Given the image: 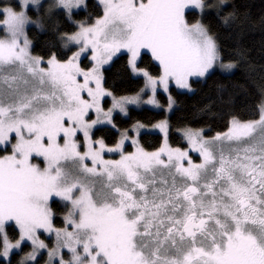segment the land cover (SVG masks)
<instances>
[{
	"label": "snow or ice",
	"instance_id": "snow-or-ice-1",
	"mask_svg": "<svg viewBox=\"0 0 264 264\" xmlns=\"http://www.w3.org/2000/svg\"><path fill=\"white\" fill-rule=\"evenodd\" d=\"M89 7L0 0V264H41V250L47 264H264V99L258 119L228 113L214 136L183 129L186 146L173 147L161 121L153 128L163 143L147 151L145 126L121 130L114 117L141 95L117 96L106 75L126 59L124 72L143 78L155 105L158 87L191 91L217 69L231 73L236 64L203 22L215 11L229 23L226 0H99L94 22L74 19ZM30 25L50 30L41 55Z\"/></svg>",
	"mask_w": 264,
	"mask_h": 264
},
{
	"label": "trees",
	"instance_id": "trees-1",
	"mask_svg": "<svg viewBox=\"0 0 264 264\" xmlns=\"http://www.w3.org/2000/svg\"><path fill=\"white\" fill-rule=\"evenodd\" d=\"M88 2V11H81L74 17L76 20L86 21L91 17L93 21L97 12L101 13V8L95 7V0ZM226 4L223 16L234 14L229 23L225 24L223 18L217 16L215 11L203 22L216 37L219 55L224 61L236 64L234 70L231 73L216 71L214 75L200 78L199 83L192 85L191 92L180 91L171 86L169 92L174 103L168 116L163 108L147 107H130L126 116L114 114L118 128L130 129L136 123L149 127L167 116L170 126L169 143L173 147H181L186 146L180 133L185 128L203 129L205 135L211 137L225 130V118L228 113H240L245 119L258 118L257 110L264 99V0H226ZM29 15L36 19L35 12H29ZM44 17L45 28L48 29L47 17ZM196 18H199V15ZM63 23L61 20V24ZM27 35L33 45V54H43L51 39L50 30L41 31L30 25ZM125 64L126 59L120 60L112 67L111 72L106 74L108 86L117 96L134 95L144 84L142 78H133L124 72ZM142 66L154 75L158 74V65L154 62L146 59ZM158 99L164 105L167 103V97L162 93H158ZM145 127L141 131L140 142L147 151L156 150L162 143V136L157 132L145 130ZM102 134L106 135L97 133V136ZM118 139V136L111 137L109 145L111 140ZM126 148L131 147L128 145ZM64 214L63 211H58L55 226L62 225ZM8 231L11 236L12 229Z\"/></svg>",
	"mask_w": 264,
	"mask_h": 264
},
{
	"label": "rangeland",
	"instance_id": "rangeland-1",
	"mask_svg": "<svg viewBox=\"0 0 264 264\" xmlns=\"http://www.w3.org/2000/svg\"><path fill=\"white\" fill-rule=\"evenodd\" d=\"M95 1H96L97 4L99 3V0H95ZM42 2L45 4V12H46L47 5H48L49 3H51L52 0H42ZM209 2L212 3V4H215V3L218 2V0H209ZM33 12H35V11H33ZM45 12L40 13V15H43V16H44V15H45ZM35 14L37 15L36 12H35ZM101 14H102V7H101ZM31 18H32V17H31ZM36 18H37V16H36ZM32 19L35 20V18H32ZM74 19H75V18H74ZM95 19H96V18H95ZM95 19L93 20V22L95 21ZM197 19H200V16H199V18H197ZM0 20H2V17H0ZM75 20H76V19H75ZM76 21H79V20H76ZM3 36H4V32H3L2 30H0V38H2ZM33 55H34V54H33ZM86 62H87V61H85V63H86ZM224 62L227 63L226 61H224ZM233 70H234V69H233ZM233 70H232V71H233ZM217 71H219V72H221V73H225V72L220 71L219 69H217ZM142 79H143V78H142ZM192 79H197V78L194 77V78H192ZM143 82H144V80H143ZM171 86H174L176 89H178V90H180V91H185V92H191V91L193 90V88H192L191 91L186 90V89H179V88L175 85L174 82H172V83L170 84L169 89H170ZM141 89H144V84H143V87H142ZM146 92H147V94H142V93H141V90H140L138 93H136V94H134V95L127 96V97H135V96H137V94H140V95H141V102L138 103V104H130V105H128V108H130V107H133V108L147 107V108H151V109H161V108H163V109H165V111H166V113H167V116H168V114L172 111V107H173V104H172L171 108L169 107V96H170V92H169V91H168V92H165V91L163 90L162 87H158V88H157V92H156V96H155V99H156L157 103H156L155 105H154V104H149V103H147V101L152 97V93H151L150 90H146ZM158 93H162V94H164V95L167 97V103H166L165 105L159 101V99H158ZM171 98H172V97H171ZM107 99H108V106L110 107V106H111V98L109 97V98H107ZM117 113L120 114L119 112H117ZM117 113H114V114H117ZM121 115H123V114H121ZM123 116H125V115H123ZM167 116H166V118H164V119L158 121V122L155 123V124H158V123L161 122V121H167ZM93 118H95V115H94V114H93ZM258 118H259V116H258ZM258 118H257V119H258ZM155 124H154V125H155ZM145 130L159 133V134L162 136V143H163V134L160 133L158 129L153 128V125H152V126H149V127H145ZM141 131H142V129H141ZM180 133H181V135H182V131H181ZM133 136H135V133H133ZM182 137H183V136H182ZM183 139H184V138H183ZM184 141H185V143L187 144V142H186L185 139H184ZM162 143H161V144H162ZM128 145L130 146V142L126 143V146H128ZM109 146H111V145H109ZM130 147H131V146H130ZM126 150L130 152V151H134L135 149H134L133 147H131L130 149H127V148H126ZM153 151H155V150H153ZM192 156H193V159L196 160V162H199V160L197 159V154L193 153ZM105 158H106V159H119V154H106V155H105ZM54 226H55V225H54ZM61 226H62V225H61ZM61 226H55V227H61ZM40 238H41L42 240H44V242H45L46 244H48L50 248L55 246V242H56V241H55V235H54V234L43 233V235H41ZM25 251H31V245H30V242H29V247H28ZM41 251L44 252V257H43V259L41 260V264H47V261H48L47 250H41ZM64 251H67V250L65 249ZM18 259H19V258H18Z\"/></svg>",
	"mask_w": 264,
	"mask_h": 264
}]
</instances>
